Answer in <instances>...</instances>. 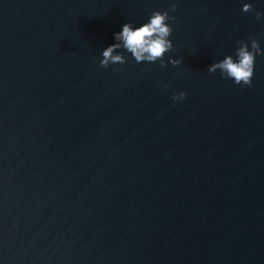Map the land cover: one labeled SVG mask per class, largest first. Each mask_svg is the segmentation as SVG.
<instances>
[{"label":"water","instance_id":"obj_1","mask_svg":"<svg viewBox=\"0 0 264 264\" xmlns=\"http://www.w3.org/2000/svg\"><path fill=\"white\" fill-rule=\"evenodd\" d=\"M173 2L167 67H101ZM256 12L0 0V264H264V56L250 88L208 72L238 41L264 49Z\"/></svg>","mask_w":264,"mask_h":264},{"label":"clouds","instance_id":"obj_2","mask_svg":"<svg viewBox=\"0 0 264 264\" xmlns=\"http://www.w3.org/2000/svg\"><path fill=\"white\" fill-rule=\"evenodd\" d=\"M177 10V4L173 2L167 11H154L149 21L142 26L134 27L131 22L123 25L122 31L115 34V44L107 47L102 52L103 59L100 62L101 67L107 68L112 64H125L127 57L123 52L130 53L137 63L160 62L162 67H167L165 62L166 54L173 49L174 44L169 37L173 33L169 20H175L170 16V12ZM242 11L245 13L255 11L252 3H245ZM264 15L256 12V18L260 19ZM249 41H238L235 58L232 55L226 56L223 60L213 63L209 68V73L219 71L224 79H231L236 85L250 88L254 76L255 58L257 55L264 56V49L260 47L259 42L250 37ZM173 65H179L182 59H172ZM187 97L186 92H179L172 98L175 101L183 100Z\"/></svg>","mask_w":264,"mask_h":264}]
</instances>
